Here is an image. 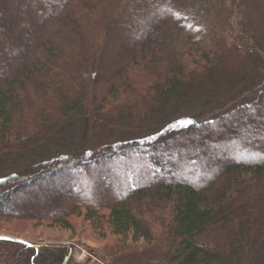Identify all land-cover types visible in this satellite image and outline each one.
I'll use <instances>...</instances> for the list:
<instances>
[{
    "label": "trees",
    "instance_id": "1",
    "mask_svg": "<svg viewBox=\"0 0 264 264\" xmlns=\"http://www.w3.org/2000/svg\"><path fill=\"white\" fill-rule=\"evenodd\" d=\"M72 217L110 264H264V0H0V220Z\"/></svg>",
    "mask_w": 264,
    "mask_h": 264
},
{
    "label": "rangeland",
    "instance_id": "2",
    "mask_svg": "<svg viewBox=\"0 0 264 264\" xmlns=\"http://www.w3.org/2000/svg\"><path fill=\"white\" fill-rule=\"evenodd\" d=\"M198 110L199 107L194 105L192 108L183 111V114L176 118V120H178L180 117H192L191 114L197 112ZM168 127L174 128L172 124H169ZM163 130L164 128L162 126L143 128L136 134H122L121 138H119L118 140H120L121 142L136 140L139 143L147 144L161 135V132ZM46 201L47 198L45 199L43 204H51L52 199H49L47 202ZM41 202H43V200ZM70 222L76 225L71 231L66 228H62L55 223L43 222L42 224L37 225L34 222L0 220V235L17 237L30 241L32 243H54L65 244L66 246L70 243H73L78 246L75 254L77 259H74L75 263L110 264L109 259L103 257L104 255L102 253V250L105 245L110 244L109 242H111L113 237L104 236V231L97 232L94 229L79 226L86 224L89 225V222L82 220V218L80 217H72L70 219ZM117 238L119 240L121 239L120 237ZM81 249H85L88 253L82 251Z\"/></svg>",
    "mask_w": 264,
    "mask_h": 264
},
{
    "label": "water",
    "instance_id": "3",
    "mask_svg": "<svg viewBox=\"0 0 264 264\" xmlns=\"http://www.w3.org/2000/svg\"><path fill=\"white\" fill-rule=\"evenodd\" d=\"M3 237H4V236L0 235V238H3ZM14 240H17V241L23 242V243H24L25 245H27V246H32V245H33L32 243H30V242H28V241H23V240L16 239V238H14ZM69 254H70V251H69ZM66 260H67V258L64 260L63 264L66 263Z\"/></svg>",
    "mask_w": 264,
    "mask_h": 264
}]
</instances>
